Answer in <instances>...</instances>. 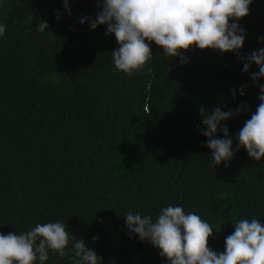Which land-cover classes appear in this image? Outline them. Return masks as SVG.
I'll return each mask as SVG.
<instances>
[{
    "label": "trees",
    "instance_id": "trees-1",
    "mask_svg": "<svg viewBox=\"0 0 264 264\" xmlns=\"http://www.w3.org/2000/svg\"><path fill=\"white\" fill-rule=\"evenodd\" d=\"M97 3L69 0L70 16L63 0L0 4V233L59 220L102 264H168L128 232L123 216L155 220L161 208L180 205L210 224L208 246L223 252L232 223L264 224V158L251 159L235 139L260 103L257 66L242 69L264 47V0H253L238 22L247 32L238 55L192 46L181 65L146 41L153 57L131 75L114 66L119 45L107 26L90 29ZM81 17L90 19L81 25ZM41 21L49 25L43 33L35 29ZM243 101L250 111L225 122L235 157L213 168L203 115ZM73 243L63 257L50 251L46 264H73Z\"/></svg>",
    "mask_w": 264,
    "mask_h": 264
},
{
    "label": "clouds",
    "instance_id": "clouds-1",
    "mask_svg": "<svg viewBox=\"0 0 264 264\" xmlns=\"http://www.w3.org/2000/svg\"><path fill=\"white\" fill-rule=\"evenodd\" d=\"M252 3L253 0H98L99 11L89 26L95 30L99 25H106L105 34L115 35L119 47L111 53L114 66L131 75L142 70L153 57L146 41H154L171 59L180 58L181 65L187 62L184 51L192 46L238 55L247 36L246 29L238 22L249 15ZM63 8L70 16L69 0H63ZM55 19H61L59 11ZM89 19L81 17L79 23L83 25ZM48 28L45 21L35 27L40 33ZM5 31L6 25L0 24V36ZM260 42L264 43V37ZM253 64L258 71L251 73V79L259 87L260 103L235 139L237 149H245L251 159L260 162L264 158V84L259 83L264 78V47L244 58L242 71L249 73ZM231 93L235 98L236 90ZM240 95H245L243 87ZM144 111H151L147 102ZM246 111L250 107L243 101L234 111L214 107L208 115H203L202 135L207 137L206 147L211 149L213 168L221 164L227 167L234 159L233 137L225 122ZM218 131L223 133V138L217 136ZM123 217L128 232L159 249L168 264H264V224L256 217L232 223L234 232L225 238V250L220 253L208 246L214 230L210 224L195 213H185L180 205L161 208L155 220L138 212H128ZM70 239L74 241L73 264H102L97 252L83 239L73 234L70 237L59 220L37 224L18 234L0 233V264H46L50 251L60 257L66 255Z\"/></svg>",
    "mask_w": 264,
    "mask_h": 264
}]
</instances>
